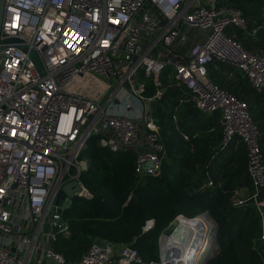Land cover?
I'll return each instance as SVG.
<instances>
[{"label": "built area", "instance_id": "built-area-1", "mask_svg": "<svg viewBox=\"0 0 264 264\" xmlns=\"http://www.w3.org/2000/svg\"><path fill=\"white\" fill-rule=\"evenodd\" d=\"M231 27L246 29L247 20L241 9L220 0H6L0 36V264L141 262L131 244L97 239L80 259L68 260L55 248L60 236L71 235L56 199L72 180L81 186L79 196L93 197L81 179L90 159L81 153L95 135L113 152H135L137 174L160 172L165 144L151 103L165 92L162 74L169 65V86L186 88V100L202 112H221L223 144L237 137L244 143L253 197L264 206L261 130L249 104L209 77V65L218 60L264 91V51H249L227 33ZM150 84L156 91L148 96ZM153 225L150 220L145 230Z\"/></svg>", "mask_w": 264, "mask_h": 264}, {"label": "trees", "instance_id": "trees-1", "mask_svg": "<svg viewBox=\"0 0 264 264\" xmlns=\"http://www.w3.org/2000/svg\"><path fill=\"white\" fill-rule=\"evenodd\" d=\"M222 3L241 9L247 20L246 29L231 27L228 34L249 51L263 52L264 0ZM209 77L249 104L264 152V91L254 89L238 68L218 60L209 65ZM162 80L165 92L153 113L165 144L160 172L137 174L135 152H113L92 136L81 153L90 159L81 179L93 197L78 196L65 209L71 235L60 236L56 250L76 261L95 239L131 244L141 257L133 264H150L160 261L159 238L170 223L207 213L217 226L218 249L205 264H264V206L259 208L253 197L246 146L238 137L223 144V127L207 123L205 113L186 101V88L169 86L166 76ZM155 91L150 84L146 94ZM241 189L248 195L240 198ZM150 220L154 225L145 230Z\"/></svg>", "mask_w": 264, "mask_h": 264}, {"label": "bare ground", "instance_id": "bare-ground-1", "mask_svg": "<svg viewBox=\"0 0 264 264\" xmlns=\"http://www.w3.org/2000/svg\"><path fill=\"white\" fill-rule=\"evenodd\" d=\"M193 219L176 218L177 225L173 231L176 234L166 235L164 238V246L168 244L184 246L175 264H199L198 259L208 243L209 232L212 228L211 222L203 214Z\"/></svg>", "mask_w": 264, "mask_h": 264}, {"label": "water", "instance_id": "water-1", "mask_svg": "<svg viewBox=\"0 0 264 264\" xmlns=\"http://www.w3.org/2000/svg\"><path fill=\"white\" fill-rule=\"evenodd\" d=\"M5 3H6V0H0V36H1V28H2ZM15 40L16 39H10L9 41H15ZM20 47L23 50H27V46L25 45H20ZM1 50H2V46H0V51ZM30 56L36 62L39 69L42 70L40 61L35 51H31ZM157 102H158V99L156 98L151 103L153 111L156 110ZM80 191H81V186L77 180H72L70 182L65 183L62 186L60 193L58 194V197L56 199V204L59 205L58 211L62 212L63 208L64 209L69 208L73 202V199L79 196ZM197 217L198 216L194 218H197ZM63 220L64 219L62 218L61 221ZM172 234L175 235L176 232H173ZM164 237L165 235L162 234L159 239L160 260L164 264H175L176 258H178V256L182 253L184 246H175L174 244H168L167 246H164L165 245L163 241Z\"/></svg>", "mask_w": 264, "mask_h": 264}, {"label": "rangeland", "instance_id": "rangeland-1", "mask_svg": "<svg viewBox=\"0 0 264 264\" xmlns=\"http://www.w3.org/2000/svg\"><path fill=\"white\" fill-rule=\"evenodd\" d=\"M173 70H174V67L173 66H171V65H169L165 70H164V72H163V74H162V76L164 77V76H166L165 75V73H168L169 72V74L170 73H172L173 72ZM242 71V70H241ZM104 78L106 79V77L104 76ZM141 80L142 79H144L142 76H140L139 77ZM167 81H171L170 80V78L169 79H167ZM203 215H205V217L207 218V219H209V221L211 222V224H212V228H211V231L209 232V236H208V243H207V245H206V247L204 248V251H203V254H201L202 256L198 259V263L199 264H205V260H206V258H208L210 255H212L213 253H215L216 251H217V249H218V245H217V243H216V223L212 220V218L209 216V214H207V213H205V214H203ZM176 219L170 224V226L169 227H167V228H165V231H163L162 233H161V235L162 234H164L165 236H166V234L167 235H170V234H172L173 233V231L175 230V228H176ZM160 235V236H161ZM165 238V237H164ZM160 239V238H159ZM163 241H164V239H163ZM197 263V262H196Z\"/></svg>", "mask_w": 264, "mask_h": 264}, {"label": "crops", "instance_id": "crops-1", "mask_svg": "<svg viewBox=\"0 0 264 264\" xmlns=\"http://www.w3.org/2000/svg\"><path fill=\"white\" fill-rule=\"evenodd\" d=\"M205 1V0H203ZM222 2V0H220ZM229 29L227 30L228 33ZM234 35V34H233ZM180 48V47H179ZM184 48H180V50H183ZM227 64V63H226ZM234 67V66H233ZM237 68V67H236ZM240 70V69H239ZM174 71V70H173ZM241 71V70H240ZM243 72V71H242ZM173 73V72H172ZM172 73L169 74L166 73L167 79L172 75ZM244 73V72H243ZM245 74V73H244ZM188 101V100H186ZM205 121L209 124H211L213 127L216 125L222 126V116L220 112H214V113H205ZM248 195V190L247 189H241L239 192V197H245Z\"/></svg>", "mask_w": 264, "mask_h": 264}]
</instances>
